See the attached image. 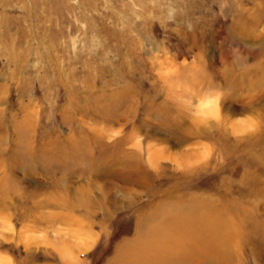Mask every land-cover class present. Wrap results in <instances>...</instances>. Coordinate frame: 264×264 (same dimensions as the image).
I'll return each instance as SVG.
<instances>
[{"label": "rangeland", "instance_id": "rangeland-1", "mask_svg": "<svg viewBox=\"0 0 264 264\" xmlns=\"http://www.w3.org/2000/svg\"><path fill=\"white\" fill-rule=\"evenodd\" d=\"M135 240L264 264V0H0V264Z\"/></svg>", "mask_w": 264, "mask_h": 264}, {"label": "clouds", "instance_id": "clouds-1", "mask_svg": "<svg viewBox=\"0 0 264 264\" xmlns=\"http://www.w3.org/2000/svg\"><path fill=\"white\" fill-rule=\"evenodd\" d=\"M219 95H205L197 104L196 115L201 119H218L219 118ZM3 264H12L9 257H3Z\"/></svg>", "mask_w": 264, "mask_h": 264}, {"label": "crops", "instance_id": "crops-1", "mask_svg": "<svg viewBox=\"0 0 264 264\" xmlns=\"http://www.w3.org/2000/svg\"><path fill=\"white\" fill-rule=\"evenodd\" d=\"M154 209L151 211L153 212ZM183 213V212H182ZM148 217V216H147ZM150 217H148L147 219H149ZM177 218H184L182 217L180 214H178ZM178 220V219H176ZM187 220V219H186ZM213 233V232H212ZM218 244V243H217ZM141 243H138L137 240L135 241H131L130 243H127L126 245H124V247L122 248V250L124 251V253L126 254L127 256V259L126 261H124L123 259H121V261L123 260V263H120V260H119V263L120 264H137L136 261H139L140 260V256H141V252H139V250H141ZM154 247V246H153ZM152 247V248H153ZM214 250H218V252H220L221 250H223V248L218 245L216 246L215 248H213ZM135 251L134 255H132V252ZM137 254L139 255V257L137 256ZM143 259V258H142ZM118 261V260H117ZM116 261L115 264H118ZM133 262V263H132Z\"/></svg>", "mask_w": 264, "mask_h": 264}, {"label": "bare ground", "instance_id": "bare-ground-1", "mask_svg": "<svg viewBox=\"0 0 264 264\" xmlns=\"http://www.w3.org/2000/svg\"><path fill=\"white\" fill-rule=\"evenodd\" d=\"M175 212H176V211H175ZM170 214H171V213H170ZM171 215L173 216L172 218H173L174 221H176V219H178V218H177V213H176L175 216H174L173 213H172ZM204 222H207V221L204 220ZM200 223H201V222H200ZM202 224H203V223H202ZM206 226H207V225H206ZM215 239H216V238H215ZM132 263H133V262H132Z\"/></svg>", "mask_w": 264, "mask_h": 264}]
</instances>
